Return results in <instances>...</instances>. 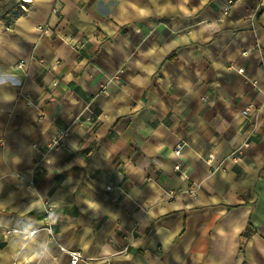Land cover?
Returning a JSON list of instances; mask_svg holds the SVG:
<instances>
[{
  "label": "crops",
  "instance_id": "obj_1",
  "mask_svg": "<svg viewBox=\"0 0 264 264\" xmlns=\"http://www.w3.org/2000/svg\"><path fill=\"white\" fill-rule=\"evenodd\" d=\"M71 251L264 264V0H19L0 14V264Z\"/></svg>",
  "mask_w": 264,
  "mask_h": 264
},
{
  "label": "built area",
  "instance_id": "obj_2",
  "mask_svg": "<svg viewBox=\"0 0 264 264\" xmlns=\"http://www.w3.org/2000/svg\"><path fill=\"white\" fill-rule=\"evenodd\" d=\"M21 2L22 3H26L27 0H21ZM228 10H229V5L224 9V13H227ZM28 104H29V102H28ZM242 115L244 117H248L250 115V109L249 108L244 109L242 111ZM67 136H68V132L67 131H61L58 134H56L52 138L50 143L47 145V150L58 148L62 144L63 140L65 138H67ZM181 149H182V145L177 146V148L175 149V154L177 156L180 154ZM45 215H46L45 216L46 226L43 227L42 229L45 230L47 232V234L53 239V233H52V230H51L52 220H51L49 208L46 209ZM35 232L36 231H32V232H29V233H24V232H21V231H18V230H11V229L10 230H6V234L7 235H21L25 242H27L35 234ZM62 251H64V250L62 249ZM66 253L69 256V263L68 264H78L79 262L84 261L83 256L78 251H71V252H66Z\"/></svg>",
  "mask_w": 264,
  "mask_h": 264
},
{
  "label": "trees",
  "instance_id": "obj_3",
  "mask_svg": "<svg viewBox=\"0 0 264 264\" xmlns=\"http://www.w3.org/2000/svg\"><path fill=\"white\" fill-rule=\"evenodd\" d=\"M5 0H0V14L7 15L12 11H17L19 8V0H11V4L2 6ZM14 13V12H13Z\"/></svg>",
  "mask_w": 264,
  "mask_h": 264
}]
</instances>
